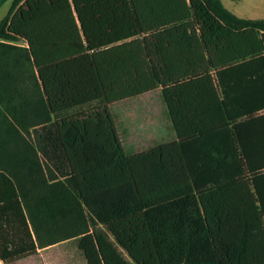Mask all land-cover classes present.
<instances>
[{"label":"trees","instance_id":"trees-1","mask_svg":"<svg viewBox=\"0 0 264 264\" xmlns=\"http://www.w3.org/2000/svg\"><path fill=\"white\" fill-rule=\"evenodd\" d=\"M156 90L176 140L128 155L109 106ZM71 240L87 264H264V19L222 0L11 1L0 263Z\"/></svg>","mask_w":264,"mask_h":264},{"label":"rangeland","instance_id":"rangeland-1","mask_svg":"<svg viewBox=\"0 0 264 264\" xmlns=\"http://www.w3.org/2000/svg\"><path fill=\"white\" fill-rule=\"evenodd\" d=\"M100 107V103H94L76 109L72 113L80 114ZM109 110L116 120L118 130L125 143L126 154L128 155L134 154L130 151L134 145L139 144V146H142L145 141L153 136L154 139H157L155 142L176 140L166 105L161 96V90L112 104L109 106ZM127 112H132L137 117H133L132 121L128 122L126 121ZM129 126L135 130H130L129 132V129H127ZM150 133L153 136H149ZM14 264H87V261L79 250L78 240H71L40 250L37 255Z\"/></svg>","mask_w":264,"mask_h":264},{"label":"crops","instance_id":"crops-1","mask_svg":"<svg viewBox=\"0 0 264 264\" xmlns=\"http://www.w3.org/2000/svg\"><path fill=\"white\" fill-rule=\"evenodd\" d=\"M11 1L12 0H0V22L7 15ZM222 2L228 10H230L232 13H234L236 16L240 18L254 19V20L264 19V0H222ZM126 115H127L126 121L128 122H131L133 117H137V116H134L132 112H127ZM115 123H116V120H115ZM116 127L118 130L117 123H116ZM127 129H129V132L130 130H135L133 127H130V126L129 128L127 127ZM118 133H119L123 148L125 150L126 149L125 143L123 141V138L121 137V133L119 132V130H118ZM149 136H153V134L150 133ZM155 140L157 139H154V136H153L152 138L144 142V145H142L143 147L139 146V144H136L131 148L132 150L130 151H132L134 154H137L143 151H147L156 146L171 142V141L155 142Z\"/></svg>","mask_w":264,"mask_h":264}]
</instances>
